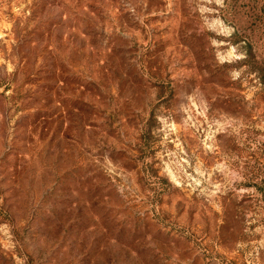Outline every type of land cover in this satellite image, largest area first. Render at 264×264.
<instances>
[{
  "label": "rangeland",
  "instance_id": "rangeland-1",
  "mask_svg": "<svg viewBox=\"0 0 264 264\" xmlns=\"http://www.w3.org/2000/svg\"><path fill=\"white\" fill-rule=\"evenodd\" d=\"M0 264H264V0H0Z\"/></svg>",
  "mask_w": 264,
  "mask_h": 264
}]
</instances>
